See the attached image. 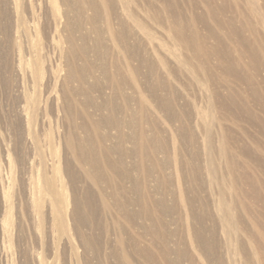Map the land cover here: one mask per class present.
<instances>
[{"label": "rangeland", "instance_id": "1", "mask_svg": "<svg viewBox=\"0 0 264 264\" xmlns=\"http://www.w3.org/2000/svg\"><path fill=\"white\" fill-rule=\"evenodd\" d=\"M68 1L75 6L76 0ZM110 1L118 10L117 0ZM188 1L182 5L186 20L191 13L204 16L205 21L195 25L204 45L214 48L219 39L221 50L242 57L248 74L264 88L260 82L264 68L248 55V42L255 33L257 43L264 45V0H211L214 9L225 7L218 12L220 21L206 15L201 0H191L193 10ZM136 13L155 44L165 47L160 51L175 75L168 81L179 111L173 110L174 115L171 108L160 109L151 98L144 70L136 76L150 99L149 119L141 124L151 136L148 121L154 120L159 142L153 152L145 149L143 160L137 153L123 160L130 175L124 184L133 200L128 206L131 217L114 207L104 220L92 214L93 202L83 191L80 167L66 144L71 127L62 95L67 76L66 22L74 27L82 23L75 27L77 38L85 33L92 40L94 35L86 33L83 15L77 18L64 0H0V264H121V250L127 251L132 264H162L163 245L175 247L177 241L195 264H264V128L250 120L263 118L264 98L253 93L256 84L238 83L225 73L215 56L209 61L210 81H204L201 71L195 77L166 49L181 57L191 52L177 48L173 35L139 9ZM91 52L89 59L98 64ZM248 150L259 161L248 159ZM160 173L165 183L159 181ZM144 194L156 205L144 209L140 203ZM73 195L77 206L72 205ZM224 202L227 212H222ZM194 226L204 227L206 235L214 228L215 237L203 246V253L194 249L190 230ZM119 232L126 240L121 247L115 241ZM143 247H149L148 254L139 252Z\"/></svg>", "mask_w": 264, "mask_h": 264}, {"label": "bare ground", "instance_id": "2", "mask_svg": "<svg viewBox=\"0 0 264 264\" xmlns=\"http://www.w3.org/2000/svg\"><path fill=\"white\" fill-rule=\"evenodd\" d=\"M64 1L67 4V9L75 13L76 17L80 18L83 15V23L87 24L85 31L88 32L86 33L94 35L92 40L91 38L88 40L89 38L85 33L82 37L77 38L75 27L81 28L82 23L79 27L77 25L74 27L67 21L64 27L66 28L65 41L67 43L64 65L67 67L65 69L67 76L64 78L65 85H62L64 87L62 88V95L67 102L64 106V112L71 127L66 144L73 159L80 167V178L85 183L83 191L87 194L86 197L89 196L93 202L92 214H98L102 219L107 220L112 209L117 207L122 211L125 218H129L131 214L128 206L133 203V200L128 196L130 189L126 188L127 186L125 187L124 184L125 180L130 179V175L129 172H126L128 168L125 169L122 166L123 160L136 153L143 160L146 155L145 149L152 148L153 152V147L159 142L160 137L158 126L154 120L148 121L149 126L152 127L151 136L146 135L144 126L141 124L144 119H149L150 99L142 93L136 76L144 70V77L148 79L147 86L151 98H156L155 101L160 109L171 108L174 115L173 110L179 111V108L174 106L175 89L168 81V77L171 76L172 78L175 75L170 69L168 58L160 51V47H165L162 43L155 44V38L150 34V29L138 17L136 10L139 9L157 26L166 29L167 33H171L177 48L181 47L191 52L189 57H181L175 50L166 49L174 61L187 66L189 72L195 77H198L199 71H201L203 76L201 73L200 76L205 79L204 81H210L211 66L209 61L211 56H215L224 72L231 74L238 83H245L252 87L256 84L257 86L252 89L255 95L264 98V88L258 85L255 76L248 74V69L240 61L242 57H234L232 54L221 50L219 39H217L218 44L214 48L209 49L204 45L195 26L196 21H205L202 19L204 16H194V13H191L186 20L182 10V5L186 0H117L118 10L114 9L113 2L110 0H76L75 6L69 5L68 0ZM201 1L206 8V15L215 21H220L218 12L224 10L225 7L214 9L211 0ZM188 7L192 10L195 8L191 0L188 1ZM163 16L164 18H162ZM204 26L211 35L213 33L211 29L205 23ZM137 32L144 34V37L137 39ZM213 36L216 38L215 35ZM255 36L256 33L251 38L252 41L249 40L248 42V55L253 64L258 68H264V45L258 44L259 41L256 40ZM105 38L108 39L109 45ZM91 51H94L98 64L89 59V52ZM195 59L199 61V64L194 61ZM100 78L102 81L99 83ZM73 81L77 85L74 84L75 88L74 85L73 88L70 86L71 82L74 83ZM260 82L264 84V76ZM62 89L60 88V90ZM93 93L98 95L100 100L95 99ZM80 96H84V98L82 97L84 100L81 101ZM261 110L263 118L258 119V117L253 118L252 116L250 120L252 122L255 120L264 128V103ZM97 113L100 114L96 115ZM184 123L189 125L188 122ZM181 128L184 129V126L181 125ZM105 129L114 130L115 134H112L111 131L106 132ZM125 129L130 132L125 131ZM112 141L113 144H107L108 142L112 143ZM127 143L134 145L127 149L125 146ZM246 157L259 161L256 157L253 158L252 151L249 150ZM156 165L161 168L160 164L156 163ZM262 165L264 164L262 163ZM159 181L166 182L161 173ZM122 195L125 197L120 201ZM147 197L149 196L144 194L140 198V203L142 202L144 209L148 205L151 207L156 205L150 200L151 198ZM76 199L73 195L72 205L74 206L78 201ZM91 201L87 203L90 204ZM221 207L222 212H227V203H222ZM224 217H228V214ZM113 225L119 230L117 223ZM104 228L109 231L106 226ZM89 229L91 230V226ZM213 229L208 231V235L202 226L198 228L194 226L190 229L195 238L194 249L197 250L196 247H198L201 253L206 251H202V248L215 237ZM115 241L118 247H121L126 240L119 232ZM147 248H140L139 252L148 254L149 249ZM121 252V264H132L127 251L121 250ZM159 257H161L162 264H183L182 259L185 257H187L185 258L187 259L186 264H195L191 254L189 255L186 249H183L180 241H177L175 247H171L166 242Z\"/></svg>", "mask_w": 264, "mask_h": 264}]
</instances>
